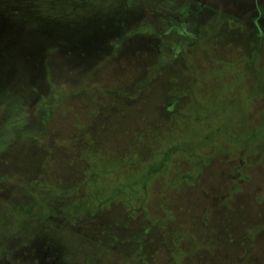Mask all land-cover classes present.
Here are the masks:
<instances>
[{"label": "rangeland", "instance_id": "374dc122", "mask_svg": "<svg viewBox=\"0 0 264 264\" xmlns=\"http://www.w3.org/2000/svg\"><path fill=\"white\" fill-rule=\"evenodd\" d=\"M0 264H264V0H0Z\"/></svg>", "mask_w": 264, "mask_h": 264}]
</instances>
